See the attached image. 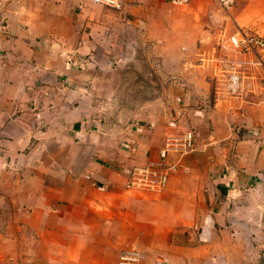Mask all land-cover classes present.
Returning <instances> with one entry per match:
<instances>
[{
	"label": "crops",
	"instance_id": "1",
	"mask_svg": "<svg viewBox=\"0 0 264 264\" xmlns=\"http://www.w3.org/2000/svg\"><path fill=\"white\" fill-rule=\"evenodd\" d=\"M120 1L0 0V264H264V68L232 96L207 65L264 0ZM189 129L164 192L127 188Z\"/></svg>",
	"mask_w": 264,
	"mask_h": 264
},
{
	"label": "built area",
	"instance_id": "2",
	"mask_svg": "<svg viewBox=\"0 0 264 264\" xmlns=\"http://www.w3.org/2000/svg\"><path fill=\"white\" fill-rule=\"evenodd\" d=\"M95 3L119 9L120 0H91ZM223 11H230L236 0H214ZM179 7L187 6L191 0H170ZM226 48L231 57L224 61L227 69H223L225 89L229 95H236L246 83L249 70L264 68V37L245 31L230 33L226 39ZM251 55L253 58L243 59L241 56ZM219 68V73L222 71ZM195 132L187 130L182 136L170 138L167 146L160 153V160L149 161L143 165H136L128 171L127 188L150 193H162L166 190L171 175L176 172L175 164H167L165 159L171 151L183 156L195 149ZM143 255L138 249L121 251L118 264H141ZM160 264V263H159Z\"/></svg>",
	"mask_w": 264,
	"mask_h": 264
},
{
	"label": "rangeland",
	"instance_id": "3",
	"mask_svg": "<svg viewBox=\"0 0 264 264\" xmlns=\"http://www.w3.org/2000/svg\"><path fill=\"white\" fill-rule=\"evenodd\" d=\"M233 33V32H232ZM223 38L220 40V42L217 44V53L214 55L212 59H209V67H213L214 72L216 71V74L213 75V81L218 86L225 88V81H224V75H223V69H227V66L224 64V61L229 59L231 57V52L226 48V39L227 36L230 34L223 33ZM210 68V69H211ZM219 68H223L222 71L219 73ZM127 79V87H129V90L127 88L125 94L127 100L131 101L133 99H146L151 96V91L148 90H138V82H139V76L135 71H127V73L124 74ZM226 92V91H225ZM227 93V92H226ZM235 96V95H234Z\"/></svg>",
	"mask_w": 264,
	"mask_h": 264
}]
</instances>
